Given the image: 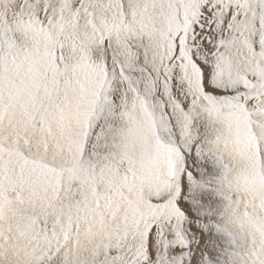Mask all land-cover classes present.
Returning <instances> with one entry per match:
<instances>
[{"label": "snow or ice", "instance_id": "snow-or-ice-1", "mask_svg": "<svg viewBox=\"0 0 264 264\" xmlns=\"http://www.w3.org/2000/svg\"><path fill=\"white\" fill-rule=\"evenodd\" d=\"M0 264H264V0H0Z\"/></svg>", "mask_w": 264, "mask_h": 264}]
</instances>
